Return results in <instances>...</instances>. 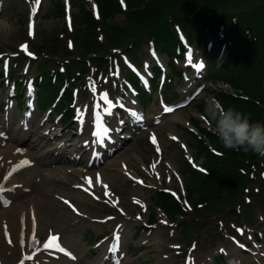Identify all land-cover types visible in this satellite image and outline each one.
I'll list each match as a JSON object with an SVG mask.
<instances>
[{"label": "rangeland", "instance_id": "rangeland-1", "mask_svg": "<svg viewBox=\"0 0 264 264\" xmlns=\"http://www.w3.org/2000/svg\"><path fill=\"white\" fill-rule=\"evenodd\" d=\"M60 1L66 5L72 3V7L75 2ZM58 2L40 0L32 35H29V23L33 0L0 2V78L3 77L0 81L3 86L9 84L4 88L0 84V184L9 182L11 187L18 186L17 198L0 199V264H20L22 258L33 253L35 248L29 247L24 238L31 231L33 213L37 238L43 242L49 233L58 235L60 244L74 253L75 260H69L65 254L56 258L46 251L45 255L36 252L33 260H25V264H188L189 261L190 264H264V245L255 243L253 238V231L264 230V163L256 181L246 191V204L229 218H224L220 209L203 207L201 214H192L188 227L182 226V222L178 226L154 202L161 188L177 193L182 200L191 199L185 161L193 160L196 152L190 146L191 137L186 130L193 118L203 120L197 106L214 98L209 89L234 94L229 86L208 82L195 89V83L184 76L173 83L178 96L164 95L159 87H154L151 101L143 105L127 92L123 79L102 76L99 83L92 79L90 85L95 83L97 95L101 92L112 95V84H117L114 97L109 98L126 106L117 107L112 116L106 117L113 131L103 146L94 144L91 135L94 99L90 87L86 95L76 100V107L88 106L83 125L76 117L64 125L52 107L40 110L35 94L27 95L24 85L21 90L13 89L16 92L12 96L17 81H14L16 76L5 75V60H12L14 73L26 82L37 76L39 71L35 66L43 63L46 54L58 59V52L71 56L78 53L69 33V17L53 13ZM89 3L97 16L95 3L92 0ZM262 3L264 0L259 4ZM114 22L123 23L124 16H117ZM22 45L36 54L16 55L13 50H21ZM142 53L144 66H152L155 55L147 49ZM193 61L200 63L194 58ZM127 63L132 61L129 59ZM164 70L168 71L166 65ZM19 96L23 97L21 102ZM164 107L174 111L165 113ZM128 108L142 115V123L128 114ZM153 134L157 145L151 143ZM157 146L161 149L159 154ZM17 155L20 159H16ZM8 156L13 159L3 161ZM24 159L31 161V165L14 172L12 182L11 177L5 182L7 173ZM153 163L155 171L151 167ZM97 173L108 185L109 197L103 195V189H91L99 197L96 199L76 187L84 184L85 176L95 180ZM7 196L11 198L12 193ZM65 200L77 211L65 204ZM110 200L116 201L115 206ZM24 201V205L16 208ZM228 201V198L220 199L222 203ZM19 216L26 220L23 245L21 232L7 229L8 238L4 236L5 225L9 227ZM249 217L255 219L254 224ZM237 229H243V234ZM117 231L120 248L114 255L109 252V246ZM8 239L13 243L9 244ZM249 246L251 250L247 249Z\"/></svg>", "mask_w": 264, "mask_h": 264}, {"label": "trees", "instance_id": "trees-1", "mask_svg": "<svg viewBox=\"0 0 264 264\" xmlns=\"http://www.w3.org/2000/svg\"><path fill=\"white\" fill-rule=\"evenodd\" d=\"M94 1L99 19L86 0L73 3L74 29L69 33L74 38L77 55L58 52L57 59L47 54L48 60L44 59L38 67L41 108L51 104L67 85L58 113L63 115V123L68 124L75 115L72 107L75 83L83 86L92 69H96V74H108L116 64L123 66V54L139 61L138 52L144 47L166 56L173 74L166 92L176 95L172 81L182 75L188 44L206 62L205 82H223L234 91L230 94L210 88L214 99L225 108L244 113L252 122L264 124V3L259 4L261 0H125V5L121 0ZM53 13L64 17L60 0ZM120 15L124 16V22L118 24L114 20ZM61 64L65 65L64 73L57 68ZM155 70L158 76L160 69ZM124 71L129 82L140 91L141 99H148L136 75ZM205 106L203 102L197 107L206 122L193 118L190 123L197 133L186 130L191 137L190 146L196 152L195 160L205 170L201 172L185 161L191 208L181 197L177 199L164 191H157L154 196L156 206L178 226L182 222V226L188 227L192 214H201L203 207L220 209L224 218L236 215L246 204V191L256 181L264 163V156L259 154L224 148L212 131L215 125L205 115ZM204 122L212 130L202 126ZM227 198L230 201L220 202ZM250 219L254 224L255 219ZM254 234L257 240H264V231Z\"/></svg>", "mask_w": 264, "mask_h": 264}, {"label": "snow or ice", "instance_id": "snow-or-ice-1", "mask_svg": "<svg viewBox=\"0 0 264 264\" xmlns=\"http://www.w3.org/2000/svg\"><path fill=\"white\" fill-rule=\"evenodd\" d=\"M67 3V0H66ZM121 4H123V0H121ZM33 5L31 7V12H30V23H29V35H32V29L34 27V20L33 18L35 17V14L38 10V6L40 5V0H33ZM97 19H99V16L97 15ZM69 28L71 30V20L69 18ZM69 46L71 47V42H69ZM21 50L26 52L28 55L32 56L33 54L27 51V45H22L21 46ZM186 57H187V63L189 65H191L194 69H196L197 71L201 68H203V64L201 63H194L193 61V54L190 50H186ZM4 71H5V75H7V71H8V62L7 60L4 61ZM113 75H119V72H115L113 73ZM90 90L93 94V99H94V103L92 106V119H91V125H92V131H91V135L93 136L94 140L93 143L97 144V145H105L106 141L110 140V133L113 131V129H111L106 121V117H110L114 114V109H116L117 107L124 109L126 106L120 101V100H116L115 102H113L110 98H109V94L107 92H101L97 95V91H96V87H95V83L93 82L90 85ZM133 103H135V101H133ZM128 114L133 117L135 119L136 122L138 123H142L143 121V117L141 114H138L135 110L128 108L127 109ZM163 111L165 113H171L173 112V108L171 107H164ZM88 112V106L85 105L83 107V109L77 108L76 109V113H77V119L80 122L81 125H83L85 123V115ZM122 122V121H121ZM2 135V134H0ZM172 139H176V137H172ZM151 143L153 145H157V140L155 135L153 134L150 137ZM20 149H17V152H20ZM161 151L160 147L157 146L156 147V152L159 154ZM11 163V162H9ZM31 161L24 159L21 160L18 164L14 165L12 167V169L7 173V175L4 177V181L7 182L9 180V177H11L13 175L14 172L18 171L20 168L22 167H26V166H30L31 165ZM195 167V165H193ZM153 171L156 170V164L153 163L151 165ZM201 171L203 172L204 170L201 169ZM157 179H159V174L157 173L156 176ZM84 180V184L83 185H76V187L78 188H82L83 191L91 194L94 196V198L99 199L98 196L95 195V193H93L91 191V189L95 186V185H99L101 184V178L99 173H97L95 180H93V178L91 177H83L82 178ZM142 183V182H141ZM17 187L16 185H13L12 189H7L5 188L4 184H0V195H3L5 192H9L14 190V188ZM102 188H103V195L105 197H109L110 193L108 191V185L107 184H102ZM168 191V190H166ZM173 196L177 197V199H180V197L177 196L176 193H171ZM65 204H68L69 207L73 208V211H77L74 206L70 205V203L65 200L63 201ZM109 202H112L115 206L116 201L114 200H110ZM134 202L136 203H140L138 200H135ZM185 204H187V201L185 200ZM143 207V205H141ZM79 214V213H77ZM137 219H140V217H137ZM21 224L23 225V221H21ZM119 227V226H118ZM237 232L243 234V229H237ZM4 236L5 238H8V230H7V226L5 225V230H4ZM30 241L31 243L29 244V247H31L32 245H37L38 249H34L33 253L22 258L20 261V264H25V260L31 261L33 260V257L36 253L37 250L42 249V250H46V251H58L61 253H64L65 255L70 256L72 259H75L74 256H72V254L70 252H68L65 248H63L60 244V237L56 234H52L49 233L47 239L45 241H41L37 238L36 235V218L35 216L32 217V224H31V237H30ZM8 243L11 244L12 241L11 239H8ZM20 243L21 245H23L25 243L24 238H23V231H21V239H20ZM174 247H179L178 245L174 246ZM241 248H243V245H240ZM120 248V235L119 232H115L113 234V243L109 246V252L112 254H116L119 251ZM188 264H190V261L188 262Z\"/></svg>", "mask_w": 264, "mask_h": 264}, {"label": "clouds", "instance_id": "clouds-1", "mask_svg": "<svg viewBox=\"0 0 264 264\" xmlns=\"http://www.w3.org/2000/svg\"><path fill=\"white\" fill-rule=\"evenodd\" d=\"M204 113L214 123L213 131L224 148L264 156V124L252 122L232 107L225 108L214 98L206 103Z\"/></svg>", "mask_w": 264, "mask_h": 264}, {"label": "bare ground", "instance_id": "bare-ground-1", "mask_svg": "<svg viewBox=\"0 0 264 264\" xmlns=\"http://www.w3.org/2000/svg\"><path fill=\"white\" fill-rule=\"evenodd\" d=\"M0 2H1V0H0ZM1 25V24H0ZM86 152V151H85ZM13 154V153H12ZM13 155H15V154H13ZM11 159H13V158H11V157H7V159L5 160V157L3 158V161H9V160H11ZM16 159H20V157H19V155H17V157H16ZM19 161H21V160H19ZM19 161H16V162H19ZM9 163V162H8ZM89 177H91V176H89ZM15 178V177H14ZM14 178H11V180H10V182H12V180L14 179ZM92 178V177H91ZM101 178V184H99V185H95L94 187H96V188H98V189H103L102 188V184H104V183H106L105 182V180L102 178V177H100ZM94 180V179H93ZM10 185V184H9ZM9 185H4L5 186V188H7V189H12V188H9ZM11 185H12V183H11ZM18 187V186H17ZM17 187H15L14 188V190H12V191H9V193H12V197L10 198V199H13V198H17L18 197V192L17 191H15V189L17 188ZM5 193H7V192H5ZM3 194V195H1V197H6L7 195L6 194ZM27 201V200H26ZM26 201H24V202H22L20 205H17L16 206V208L18 207V206H22V205H24V203L26 202ZM29 203H32V202H29ZM16 210V209H15ZM13 213L15 212V211H12ZM9 218H15L14 216H11V217H9ZM30 219H32V217L30 218ZM29 219V220H30ZM21 221H23V225L21 224ZM24 223H26V220H22V217L21 216H19V217H17L15 220H14V223H11L10 224V226L9 227H7V229L8 230H10V231H13L14 233H19V232H21V231H23L24 230V228H25V224ZM30 223H32V221L30 222ZM31 232V231H30ZM29 231L26 233V235H25V240H26V243H31V241H30V237H31V233H30ZM39 239V238H38ZM40 240V239H39ZM34 246H36V245H34ZM53 253H54V251H52ZM56 253V252H55ZM61 253V252H60ZM73 256V255H72ZM70 257V256H69ZM71 258V257H70ZM72 259V258H71ZM73 260V259H72Z\"/></svg>", "mask_w": 264, "mask_h": 264}]
</instances>
